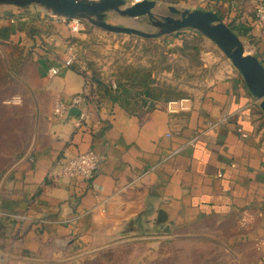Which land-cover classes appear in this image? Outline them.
<instances>
[{
	"label": "crops",
	"instance_id": "1",
	"mask_svg": "<svg viewBox=\"0 0 264 264\" xmlns=\"http://www.w3.org/2000/svg\"><path fill=\"white\" fill-rule=\"evenodd\" d=\"M227 1L210 10L243 29L242 42L264 66L253 1L238 0L233 20ZM86 35L35 8L0 7V43L16 49L34 135L0 187V224L22 253L14 262L56 264L71 250L95 254L131 241L194 238L224 248L237 264L264 263V249L253 243L264 232V126L239 73L221 61L190 109L176 113L160 100L130 108L115 97H93L88 119L76 127V115L53 118L52 105L84 88L83 76L62 62L65 41ZM50 67L58 73L49 75ZM88 150L100 158L90 181L50 175L57 158ZM243 209L263 214L246 230L238 226Z\"/></svg>",
	"mask_w": 264,
	"mask_h": 264
},
{
	"label": "rangeland",
	"instance_id": "2",
	"mask_svg": "<svg viewBox=\"0 0 264 264\" xmlns=\"http://www.w3.org/2000/svg\"><path fill=\"white\" fill-rule=\"evenodd\" d=\"M156 12L167 14L166 6H157ZM105 19L112 24L151 29L145 24V17L128 19L110 14ZM83 31L87 35L78 43L81 59L88 64L91 75L108 84L114 94L116 86L120 84V88L126 89L122 90L125 92L122 95L125 96L137 97L142 92H149L153 96L159 94L160 100L165 97H169L168 100L192 99L219 74L221 61L230 63L212 42L199 34L200 37L190 33H172L143 39L93 27L89 31ZM243 43L245 49L251 53L252 48ZM0 54V76L7 69L9 75L16 78L4 77L3 103L28 113L23 103L21 82L12 72L11 61L16 49L0 43ZM141 81L145 83V88L134 87ZM13 97H17L18 102H12ZM136 101L141 102L140 99ZM19 123L22 125L21 129L28 124L27 121ZM79 253L81 251L71 250L62 257V262L56 264H237L224 248L196 240L164 243L152 240L131 241L97 251L95 254ZM16 255L22 253L12 239H0V264L19 263L14 262L13 257ZM70 257L75 258L68 259Z\"/></svg>",
	"mask_w": 264,
	"mask_h": 264
},
{
	"label": "water",
	"instance_id": "3",
	"mask_svg": "<svg viewBox=\"0 0 264 264\" xmlns=\"http://www.w3.org/2000/svg\"><path fill=\"white\" fill-rule=\"evenodd\" d=\"M0 7L20 10L35 8L50 16L75 19L93 28L111 33L133 35L143 39L158 38L182 30L194 31L212 42L231 63L243 79L248 92L264 115V66L253 54L245 49L242 40L212 11L178 8L169 5L166 6L167 14H159L156 12L157 6L154 0H142L131 5H125L124 0H0ZM110 14L128 19L145 17V24L150 26L151 29L145 30L141 27L109 23L105 18ZM17 78L19 79V77ZM19 80L21 81V79ZM78 112V108H70L62 118L77 115ZM35 127L36 121L34 130ZM33 141L34 135L25 155L31 149ZM23 157L2 176L0 187L6 175ZM132 239L134 238L122 241ZM238 264L240 263L238 262Z\"/></svg>",
	"mask_w": 264,
	"mask_h": 264
},
{
	"label": "built area",
	"instance_id": "4",
	"mask_svg": "<svg viewBox=\"0 0 264 264\" xmlns=\"http://www.w3.org/2000/svg\"><path fill=\"white\" fill-rule=\"evenodd\" d=\"M142 0H124L125 5H131ZM156 6H175L178 8L188 7V8H200L207 10L213 8L220 0H154ZM227 5L231 6L232 9L236 6L235 0H228ZM216 13V12H214ZM46 14V13H45ZM48 15V14H47ZM218 15V14H217ZM220 17V15H218ZM50 18L65 24L72 34L80 32L84 28V23L75 19H66L62 17L50 16ZM253 22L257 31L264 34V0H253ZM222 18V17H220ZM63 67L73 68L79 72L84 79L83 90L73 95L68 102H63L59 98H55L52 105V117L55 119H60L66 115L68 109L78 108L79 112L75 116L74 126L79 127L83 121L87 120L89 117L88 103L89 99L92 98L91 93V82H90V72L87 66L82 63L78 58V49L76 42L71 38L65 41V57L62 62ZM58 73L57 67H50L48 69L49 75H55ZM12 102H18L17 97H13ZM256 103V102H255ZM164 109L168 113H176L180 111H187L190 109V99L189 98H179L175 100H168L164 103ZM225 117H223L224 120ZM243 137L246 134H241ZM193 139L189 141L192 143ZM100 158L93 151L88 150L82 153L74 154L67 157H59L55 161V168L57 173L53 172L50 175L56 176L60 175L65 178H81L85 181H90L99 167ZM263 216L260 210H241L238 217V226L242 229L252 228L257 219H261ZM254 246L262 250L264 249V232L254 238ZM19 264V263H17Z\"/></svg>",
	"mask_w": 264,
	"mask_h": 264
},
{
	"label": "trees",
	"instance_id": "5",
	"mask_svg": "<svg viewBox=\"0 0 264 264\" xmlns=\"http://www.w3.org/2000/svg\"><path fill=\"white\" fill-rule=\"evenodd\" d=\"M235 2H236V6L233 9L232 20L238 17V13H239L238 9H239L240 4L238 0H235ZM252 16H253V8H252ZM222 22L225 23L242 40V35L244 34V31L242 28L234 26L232 24V21L226 22L225 20L222 19ZM90 29H92V26L84 23L83 30L89 31ZM182 33H190L193 36L200 37L198 34H196V32H192L191 30H182V31L175 32L173 34L175 35V34H182ZM73 41L76 42L75 40ZM78 43L80 42H76V46L78 49V58L89 69L88 64L84 62V60L81 59V52L78 47ZM11 64L13 65V71H12L13 74L18 75V72H17L18 70L15 67L16 63L14 59L13 61H11ZM6 70H3L1 72L2 76H0V84H2V86L0 85V179L6 173V171L12 166V164L15 163V161H17L19 158L23 156L29 144L31 135H32V124L29 119L28 113L26 111L23 112L20 110H15L11 106L3 103L4 96H5L4 95L5 93H3L4 91L3 84L5 82V78L16 79L15 77L13 78L11 75H9V72ZM90 82L92 86L91 93L94 99L98 100L100 99V97H104V96L115 97L116 99L121 100L127 107H130V108H135V107L139 108L143 106L148 107V106H151L154 103V101H159L161 98L159 94L153 96L151 94H148L149 92H142L143 94L140 93L139 95H137V97L122 95L123 93H125V92H122V90H126V89L120 88V84L116 86L115 94H114L111 92L108 84L101 82L99 79L94 78V76H92L91 73H90ZM134 87L145 88V83L141 81L138 85H135ZM137 99H140L141 102L136 101ZM168 99L169 97H165V98H162V100L160 101L165 103ZM253 107H254L255 112L260 117L259 118L260 127H263L264 126V115L258 108L257 104H255ZM20 121H23L24 123L27 121V123L29 124V129H28V124L25 126L24 129H21L22 125H20L19 123ZM262 138L264 139V133H263ZM4 223L5 224L3 225L0 224V239L6 241L9 239V237L5 235L7 227L5 226L6 222ZM193 240L210 243L202 239H194V238L180 239V240H173V239L165 238L159 242L161 243L176 242V241H190L191 242ZM104 249H107V248H104Z\"/></svg>",
	"mask_w": 264,
	"mask_h": 264
}]
</instances>
